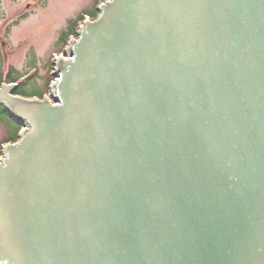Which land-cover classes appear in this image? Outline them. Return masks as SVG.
Instances as JSON below:
<instances>
[{"label": "water", "instance_id": "water-1", "mask_svg": "<svg viewBox=\"0 0 264 264\" xmlns=\"http://www.w3.org/2000/svg\"><path fill=\"white\" fill-rule=\"evenodd\" d=\"M65 54L0 88V264H264V0H106Z\"/></svg>", "mask_w": 264, "mask_h": 264}, {"label": "rangeland", "instance_id": "rangeland-1", "mask_svg": "<svg viewBox=\"0 0 264 264\" xmlns=\"http://www.w3.org/2000/svg\"><path fill=\"white\" fill-rule=\"evenodd\" d=\"M103 2L0 0V81H23L33 76L32 82H27L29 94L50 96L56 61L66 57L68 37L77 35V31L70 32L74 22L79 27L81 15L86 13L90 18ZM18 134L9 114L0 110V157L3 147Z\"/></svg>", "mask_w": 264, "mask_h": 264}, {"label": "trees", "instance_id": "trees-1", "mask_svg": "<svg viewBox=\"0 0 264 264\" xmlns=\"http://www.w3.org/2000/svg\"><path fill=\"white\" fill-rule=\"evenodd\" d=\"M97 15V11L94 9V16H96ZM81 19V18H80ZM78 30V24H77V22H74V24H73V26H72V30L70 31V32H76ZM14 80V79H13ZM32 80L33 79H30V82H32ZM29 81V80H28ZM27 81V82H28ZM27 82H24V83H22L21 85H20V87L17 89V91H16V94H20V95H25V94H29V92H28V83ZM34 94V93H33ZM30 95H32V94H30ZM35 95V94H34ZM0 110L2 111V112H4L5 114H9L3 107H0ZM20 125H18V124H16L15 122H14V129L17 131V133L19 132V130H20ZM14 141V140H13Z\"/></svg>", "mask_w": 264, "mask_h": 264}, {"label": "bare ground", "instance_id": "bare-ground-1", "mask_svg": "<svg viewBox=\"0 0 264 264\" xmlns=\"http://www.w3.org/2000/svg\"><path fill=\"white\" fill-rule=\"evenodd\" d=\"M16 91H17V90L14 91V93H13L14 95H16V96H20V97H21V96H25L24 94H23V95L16 94ZM26 96H28V95H26ZM48 98H51V96H49Z\"/></svg>", "mask_w": 264, "mask_h": 264}]
</instances>
